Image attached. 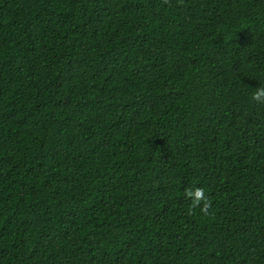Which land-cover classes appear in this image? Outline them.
Instances as JSON below:
<instances>
[{
    "label": "trees",
    "instance_id": "obj_1",
    "mask_svg": "<svg viewBox=\"0 0 264 264\" xmlns=\"http://www.w3.org/2000/svg\"><path fill=\"white\" fill-rule=\"evenodd\" d=\"M262 84L264 0H0V264H264Z\"/></svg>",
    "mask_w": 264,
    "mask_h": 264
},
{
    "label": "clouds",
    "instance_id": "obj_2",
    "mask_svg": "<svg viewBox=\"0 0 264 264\" xmlns=\"http://www.w3.org/2000/svg\"><path fill=\"white\" fill-rule=\"evenodd\" d=\"M166 2V0H165ZM182 3L183 0H180ZM251 99L257 104H264V84L256 87L252 92ZM186 199L191 201L189 213L193 214L196 209H199L200 213L209 216L212 210V199L206 194V191L202 187L186 188L184 191Z\"/></svg>",
    "mask_w": 264,
    "mask_h": 264
}]
</instances>
